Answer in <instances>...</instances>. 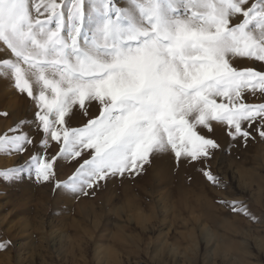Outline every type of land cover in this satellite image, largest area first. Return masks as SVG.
<instances>
[{"label":"snow or ice","instance_id":"1","mask_svg":"<svg viewBox=\"0 0 264 264\" xmlns=\"http://www.w3.org/2000/svg\"><path fill=\"white\" fill-rule=\"evenodd\" d=\"M0 77L35 106L33 121L0 134V153L23 154L31 125L58 147L0 171L4 180L27 175L71 199L155 161L203 165L223 147L218 128L236 145L264 139V0H0ZM60 161L75 167L64 180Z\"/></svg>","mask_w":264,"mask_h":264},{"label":"rangeland","instance_id":"2","mask_svg":"<svg viewBox=\"0 0 264 264\" xmlns=\"http://www.w3.org/2000/svg\"><path fill=\"white\" fill-rule=\"evenodd\" d=\"M34 111L27 95L0 77V113H8L0 116V134L33 121ZM29 130L34 143L23 154L0 153V171L58 151L55 142L41 145L34 125ZM215 139L223 147L203 165L186 162L173 170L171 161H155L140 176L109 182L87 197L54 196L51 184L27 175L0 178V242H11L0 250V264H264V139L254 134L236 145L219 128ZM201 167L227 189L207 181ZM74 170L60 161L58 178ZM218 200H236L251 216Z\"/></svg>","mask_w":264,"mask_h":264}]
</instances>
